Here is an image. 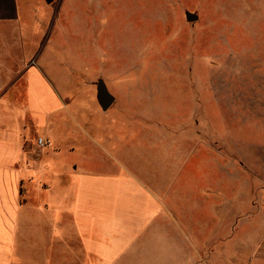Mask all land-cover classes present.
Wrapping results in <instances>:
<instances>
[{"label":"rangeland","instance_id":"rangeland-1","mask_svg":"<svg viewBox=\"0 0 264 264\" xmlns=\"http://www.w3.org/2000/svg\"><path fill=\"white\" fill-rule=\"evenodd\" d=\"M23 1L38 10L29 19L36 33L28 54H43L54 68L65 57L77 67L74 80L91 83L93 90L104 80L116 98L107 115L99 110L88 116L83 108L79 116L71 108L68 126L58 130L61 138L78 132V125L90 130L84 121L91 117L93 127L116 133L117 153L138 145L140 134L162 130L163 172L172 171L170 148L176 143L181 150L195 148L189 163L201 173L195 176L199 193L203 165H209L211 184L218 163L224 166V225L218 228L215 209L190 204L185 196L177 200L179 212L190 211L197 232L211 231L212 249L195 252L198 262L250 264L249 238L264 225V0ZM187 11L199 20L188 22ZM82 93L91 100L86 89ZM61 141V152L49 163L89 167V141L78 145L74 139V152L68 137ZM239 196L242 209L234 201ZM211 206L218 202L212 199ZM162 217V249L131 243L125 258L159 264L161 254L162 264H171L177 217L169 197Z\"/></svg>","mask_w":264,"mask_h":264},{"label":"crops","instance_id":"crops-1","mask_svg":"<svg viewBox=\"0 0 264 264\" xmlns=\"http://www.w3.org/2000/svg\"><path fill=\"white\" fill-rule=\"evenodd\" d=\"M31 11L38 10L23 0H0V264L142 263L125 258L126 251L131 243L162 249L160 226L168 197L177 217L171 264H205L195 252L212 249L211 231L197 232L190 211L180 214L177 200L185 196L190 204L215 209L221 228L227 209L220 180L224 166L218 163V179L214 174L211 184L209 165H203L205 184L199 193L195 176L201 173L189 163L195 148L181 150L176 143L170 148L175 150L172 171L163 172L162 130L140 134L138 145L117 148V153L112 144L116 133L106 125L93 127L91 117L84 121L90 130L78 125V132L61 138L58 130L68 126L65 114H72L71 108L79 116L83 108L88 116L103 110L97 86L93 90L91 83L86 87L74 80L77 67L65 57L54 68L43 54H28L36 33L29 30ZM85 89L89 101H84ZM40 137L48 142L43 149L37 147ZM66 137L71 152L77 141H89L88 168L49 163ZM212 199L218 206H211ZM234 201L242 209L241 196ZM249 241L250 264H264V225Z\"/></svg>","mask_w":264,"mask_h":264},{"label":"water","instance_id":"water-1","mask_svg":"<svg viewBox=\"0 0 264 264\" xmlns=\"http://www.w3.org/2000/svg\"><path fill=\"white\" fill-rule=\"evenodd\" d=\"M52 3L54 0H47ZM186 20L190 23L197 22L199 16L196 13L187 11L185 13ZM97 86V100L103 111L109 110L115 103L116 98L110 93L104 80H99Z\"/></svg>","mask_w":264,"mask_h":264},{"label":"built area","instance_id":"built-area-1","mask_svg":"<svg viewBox=\"0 0 264 264\" xmlns=\"http://www.w3.org/2000/svg\"><path fill=\"white\" fill-rule=\"evenodd\" d=\"M47 145H48V142L44 138L40 137V138L37 139V147L39 149H43Z\"/></svg>","mask_w":264,"mask_h":264}]
</instances>
